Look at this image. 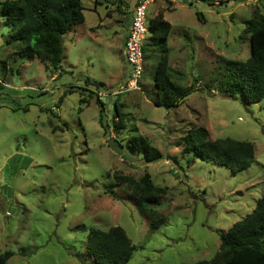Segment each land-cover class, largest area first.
<instances>
[{"label": "rangeland", "instance_id": "obj_1", "mask_svg": "<svg viewBox=\"0 0 264 264\" xmlns=\"http://www.w3.org/2000/svg\"><path fill=\"white\" fill-rule=\"evenodd\" d=\"M120 1L82 0L84 23L64 36L58 70L20 57L6 43L0 15V255L12 253L6 264H94L85 248L90 227L122 228L135 246L128 264H194L211 259L219 234L264 196V98H226L220 82L227 61L249 58L246 24L255 13L264 16V0L149 5L147 24L160 12L172 26L169 66L180 73L173 80L197 92L176 108L153 104L159 57L149 46L139 90L117 93L131 72L118 54L131 20L130 0ZM86 79L104 86L98 91ZM91 91L109 103L120 95L122 130L103 131ZM82 97L88 103L79 104ZM197 128L210 140L251 143V166L232 173L183 155L175 143ZM111 137L125 149L131 137H142L162 158L146 163L143 152L129 150V162L109 148ZM144 174L165 190L150 206L165 219L157 229L122 181Z\"/></svg>", "mask_w": 264, "mask_h": 264}, {"label": "trees", "instance_id": "obj_2", "mask_svg": "<svg viewBox=\"0 0 264 264\" xmlns=\"http://www.w3.org/2000/svg\"><path fill=\"white\" fill-rule=\"evenodd\" d=\"M83 11L82 0H0L2 25L9 30L6 43L15 45L20 57L49 62L54 70H58L64 60V36L72 32L76 25L84 23ZM171 30L172 26L159 12L148 21L147 40L143 45L144 63L148 46L152 54L159 57L153 77V104L166 108L178 107L179 100L194 90L193 86L183 89L173 80L180 73L169 66L166 44ZM245 32L249 34L250 56L245 61L225 63L226 74L220 81L221 94L253 104L264 98V16L255 13L247 21ZM85 85L93 86L98 91L104 86L89 79L85 80ZM2 89L0 84V93ZM88 98L94 99L99 109V125L105 133H117L123 129L124 120L118 104L120 95L113 101L111 123L97 92L91 91ZM86 103V98L79 100V104ZM208 136L206 129H191L175 143V147L181 148L183 155L212 162L232 173L251 166L254 160L251 143L232 139L210 140ZM127 150L143 152L146 163L162 158L161 153L142 137H131ZM122 181L127 182V188L135 198L139 212L150 222V228L160 227L165 219L150 206L165 196V190L155 186L148 174L136 182L127 178ZM219 240L218 251L211 259L194 264H264V196L257 200L255 208L242 220L233 224L226 233L219 234ZM85 248L94 264H128L135 251V246L120 227H111L107 231L90 227ZM11 256V252L1 254L0 264H6Z\"/></svg>", "mask_w": 264, "mask_h": 264}, {"label": "built area", "instance_id": "obj_3", "mask_svg": "<svg viewBox=\"0 0 264 264\" xmlns=\"http://www.w3.org/2000/svg\"><path fill=\"white\" fill-rule=\"evenodd\" d=\"M155 1L157 0H138L133 9L128 33L122 45V55L131 72L118 94L139 90L144 72L143 45L147 37V11L149 5ZM167 1L175 2V0Z\"/></svg>", "mask_w": 264, "mask_h": 264}, {"label": "water", "instance_id": "obj_4", "mask_svg": "<svg viewBox=\"0 0 264 264\" xmlns=\"http://www.w3.org/2000/svg\"><path fill=\"white\" fill-rule=\"evenodd\" d=\"M194 94H197V92H191L187 95H185L181 100H179V104H181L186 98L194 95ZM207 94L208 96H210V93L209 91H207ZM115 97H117V95H115ZM101 100L104 104L107 105V114H108V119H110L112 117V113H113V109H114V105L113 103H109V100L107 97L103 96L101 97ZM107 145L109 146V148L117 155V156H125L126 159L129 161V162H133V155L132 153H130L127 149L119 146L117 144V141L114 139V138H109L107 140Z\"/></svg>", "mask_w": 264, "mask_h": 264}, {"label": "crops", "instance_id": "obj_5", "mask_svg": "<svg viewBox=\"0 0 264 264\" xmlns=\"http://www.w3.org/2000/svg\"><path fill=\"white\" fill-rule=\"evenodd\" d=\"M138 0H130V9H131V16H132V12H133V9L136 5ZM160 9H163V7H161ZM129 27V26H128ZM127 33H128V28H127ZM127 34L124 36L123 40H122V44H121V48L120 50H118V54L120 55V58L124 61V58H123V55H122V45H123V41L124 39L126 38ZM64 39V38H63ZM63 45H64V41H63ZM125 62V61H124ZM116 97H113V99H115Z\"/></svg>", "mask_w": 264, "mask_h": 264}]
</instances>
